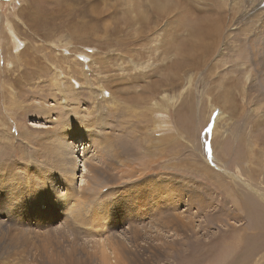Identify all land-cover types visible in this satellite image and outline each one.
<instances>
[{"label": "rangeland", "instance_id": "obj_1", "mask_svg": "<svg viewBox=\"0 0 264 264\" xmlns=\"http://www.w3.org/2000/svg\"><path fill=\"white\" fill-rule=\"evenodd\" d=\"M263 73L264 0H0V264H264Z\"/></svg>", "mask_w": 264, "mask_h": 264}, {"label": "bare ground", "instance_id": "obj_2", "mask_svg": "<svg viewBox=\"0 0 264 264\" xmlns=\"http://www.w3.org/2000/svg\"><path fill=\"white\" fill-rule=\"evenodd\" d=\"M139 1V0H138ZM212 34V33H211ZM209 34H207L205 31H204V35H203V39H205L206 38V36H208ZM251 41H256V39L254 38V37H252V40ZM254 44V43H253ZM194 46V45H193ZM251 46V45H250ZM252 48H253V46H252ZM248 52H249V50H248ZM254 56V55H253ZM255 57V56H254ZM245 61V60H244ZM243 66L244 67H239V68H235L236 70H238L239 69V75L238 76H236V77H234V78H237V79H239L240 80V76L242 75V73H244L243 72V70H245L246 69V67H245V65L243 64ZM229 72V71H228ZM245 74V73H244ZM264 74V73H263ZM263 74H261V76L263 75ZM230 76V75H229ZM255 76L256 75H254V78H255ZM244 77H245V79L243 80V82H241V84L238 82V80L237 79H232V76H230L229 77V79L228 78H225V79H228L227 81H226V86L227 87H225L224 88V90L226 89V95L228 96L227 98H224V101H223V105L225 106L224 108H225V110L223 109V111H224V113L223 112H221V114L220 115H218L219 116V118L218 119H216L215 118V116H214V118H215V120H214V124L212 125V128H211V130H210V132H211V142H212V144H213V146L215 145V143L214 142H216V138L217 137H220L222 134H221V132H222V130L219 128V126H218V122L220 121V120H223L224 118H225V120H229V122H227L226 123V126H227V130H223V132L225 131V133L228 131L229 133L228 134H226V136L227 135H229V137H231V136H233L234 134H236L237 135V133H235V131H236V127H235V125H236V121L238 120H236V113H235V111H233L234 110V108L232 107V106H230L232 103H231V101L233 100V98H234V95H233V93L235 92L234 91V86L237 84V87H241V88H243V90H244V93H245V95H248L247 93H250L251 91L252 92H255L256 93V95H259L262 91H263V93H264V80L263 79H261V77L259 76L258 77V82H257V80L255 79V83L254 82H252V83H254L255 84V87H250V89H251V91L250 90H248V88L246 87V81L245 80H248V78L249 77H247V75H244ZM230 79H232V81H230ZM242 81V80H241ZM248 86V85H247ZM241 92V91H240ZM223 94H224V92H223ZM237 94V93H236ZM226 95H224V96H226ZM254 95V94H253ZM255 95V96H256ZM237 96V95H236ZM259 97H260V95H259ZM264 97V96H263ZM222 98L223 97H221L220 96V94H218V95H216V101L218 102V103H220L221 101H222ZM238 98V97H237ZM257 98V97H256ZM260 100V99H259ZM222 103V102H221ZM248 103V102H247ZM258 105V104H257ZM260 105V104H259ZM229 108V112H228V109ZM264 108V107H263ZM239 109V108H238ZM255 109H257V108H255ZM253 111H254V109H253ZM44 112V111H43ZM48 112V111H47ZM256 112V111H255ZM213 113H214V110H213V112H212V115L211 116H213ZM246 113V112H245ZM244 113V114H245ZM224 115H225V117H224ZM242 116V115H241ZM246 116V115H245ZM248 117V116H247ZM240 119V118H239ZM259 119V118H258ZM262 119V118H261ZM241 120V119H240ZM250 120V119H249ZM75 121V124L76 125H82L83 124V119H77V120H74ZM242 121V120H241ZM254 121H257L256 119L254 120ZM95 122H97V121H95ZM221 122V121H220ZM254 123V122H253ZM256 123V122H255ZM260 123H262V121L260 122ZM242 125V124H241ZM92 126H93V123H90L89 125H84L83 126V128L82 129H80V130H78L76 133H74L73 134V132H74V129L73 128H71V127H68V129L65 131V135H68L69 136V139H70V137L72 138V137H77V136H83L84 135V132H88V135H89V131H91V130H93L92 129ZM237 126V125H236ZM37 127H42L41 125L39 126H37ZM237 127H239V126H237ZM240 127H242V126H240ZM254 128V127H253ZM231 132V133H230ZM241 132H242V130H241ZM92 133V132H91ZM93 134H95L96 135V133H93ZM238 135H240V134H238ZM264 135V134H263ZM91 136V135H90ZM94 136V135H93ZM92 136V137H93ZM97 136H98V139L99 140H101V133H97ZM225 136V135H224ZM226 136H225V138H226ZM64 138V137H63ZM62 138V139H63ZM224 138V139H225ZM259 138V137H258ZM61 139V138H60ZM55 140V139H54ZM64 140V139H63ZM57 140H55V142H56ZM102 141V140H101ZM264 141V140H263ZM52 141H50V143H51ZM55 142H53V143H55ZM58 142H60V141H58ZM65 142V141H64ZM104 141H102V143H103ZM53 143H51V144H53ZM94 143H96L97 145H100V141H98L97 140V138H96V142H94ZM217 143V142H216ZM54 145V144H53ZM52 145V146H53ZM56 145V144H55ZM67 145H68V143H66L65 142V144H64V146H65V149H68L67 148ZM256 145V144H255ZM59 148V147H58ZM217 148H219L218 146H217ZM262 148V147H261ZM213 149H215V148H213ZM250 149H254V146L252 145L251 146V148ZM80 150V149H79ZM78 150V151H79ZM78 151H75V154H77L78 153ZM60 152V151H59ZM250 152H252L251 150H250ZM60 153H62V152H60ZM69 153H70V151H69ZM36 156V155H35ZM61 159V158H60ZM209 161H211V160H209ZM64 162V161H63ZM91 168V167H90ZM211 168V167H210ZM69 169V168H68ZM70 173H74V169L72 168L71 170H68ZM2 179V178H1ZM2 182V181H1ZM67 185H69V186H71L70 185V183L69 184H67ZM55 191V190H54ZM65 192V191H64ZM67 193L68 194H70L71 196H74V194H75V191L73 190V188L71 187V189H67ZM255 193H257V191H255ZM261 198H262V200L264 199V196H263V194L262 193H257ZM57 195V194H56ZM58 197V196H57ZM60 197V196H59ZM56 198V197H55ZM71 198V197H70ZM65 199H66V197H65ZM63 203V202H62ZM65 203H63V205H64Z\"/></svg>", "mask_w": 264, "mask_h": 264}]
</instances>
